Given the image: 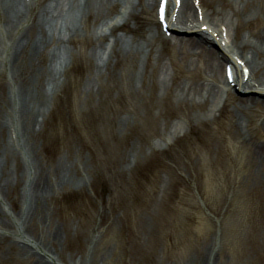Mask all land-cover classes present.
Wrapping results in <instances>:
<instances>
[{"label": "rangeland", "instance_id": "obj_1", "mask_svg": "<svg viewBox=\"0 0 264 264\" xmlns=\"http://www.w3.org/2000/svg\"><path fill=\"white\" fill-rule=\"evenodd\" d=\"M1 24L3 57L8 36ZM163 32L169 45L170 36L193 37ZM82 44L64 83L48 95L44 122L29 133L15 126L19 79L0 66V221L13 222L27 197L26 175L39 172L50 187L37 195L33 219L24 225L61 264H264V174L247 164L225 115L232 97H262L232 87L204 110L168 98L142 105L115 75L96 107L98 96L83 93L92 65L88 43ZM201 44L219 52L211 42ZM120 101L126 113L98 116ZM188 117L204 122L189 132ZM202 133L204 144L195 140ZM254 143L264 138L255 136ZM18 232L14 224L0 234V264H31L8 248Z\"/></svg>", "mask_w": 264, "mask_h": 264}, {"label": "bare ground", "instance_id": "obj_2", "mask_svg": "<svg viewBox=\"0 0 264 264\" xmlns=\"http://www.w3.org/2000/svg\"><path fill=\"white\" fill-rule=\"evenodd\" d=\"M164 3L166 31L191 32L193 37L170 36L169 45L157 21L159 0H0L1 29L8 36L0 66L8 65L19 79L15 87L19 122L15 126L29 133L44 122L48 95L64 83L65 70L83 53L82 43L87 42L85 55L92 68L83 93L98 96L96 107H100L105 83L115 75L142 105L168 98L190 110H204L217 93L223 90L228 95L232 87L260 95L262 98H230L233 108L225 115L231 135L246 148L247 164L264 174V143H254L255 136L264 138V0ZM243 27L246 31L241 35ZM201 42L215 44L219 52L206 49ZM38 59L47 64L40 67ZM182 76L185 81L180 80ZM29 83L34 84L32 92L26 88ZM126 112V102L120 101L116 108L98 116L116 119ZM126 118L120 122L125 124ZM186 121L188 131L195 132L202 119L192 123L188 117ZM205 134L195 140L204 144ZM54 174L61 182L59 172ZM26 176L27 197L13 222L0 221V234L5 235L16 224L18 239L7 243L14 254L31 264H61L50 248L27 234L24 224L33 219L34 201L50 185L46 179L38 180L39 172Z\"/></svg>", "mask_w": 264, "mask_h": 264}]
</instances>
